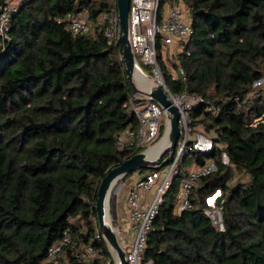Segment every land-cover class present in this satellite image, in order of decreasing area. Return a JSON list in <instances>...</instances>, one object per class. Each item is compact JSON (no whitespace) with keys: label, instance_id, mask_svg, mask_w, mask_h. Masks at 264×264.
<instances>
[{"label":"trees","instance_id":"16d2710c","mask_svg":"<svg viewBox=\"0 0 264 264\" xmlns=\"http://www.w3.org/2000/svg\"><path fill=\"white\" fill-rule=\"evenodd\" d=\"M182 1L194 30L176 55L185 73L171 75L159 39L158 63L173 95L203 99L192 125L216 142L213 152L185 162L218 160L225 145L232 164L218 161L219 171L195 185V206L180 214L184 175L173 177L144 261L264 264V89L254 87L264 78V0ZM115 2L24 0L8 38L0 36V264H116L99 228L98 189L112 167L140 152L116 139L139 126L135 107L150 100L133 96L122 51L107 44L101 17ZM167 2L160 0L158 20ZM84 11L94 31L73 33L67 16ZM233 167L248 182L230 186ZM216 188L225 200L223 230L205 213V196ZM65 232L72 242L46 262ZM87 245L96 252L91 259L83 255Z\"/></svg>","mask_w":264,"mask_h":264},{"label":"built area","instance_id":"2783aa9c","mask_svg":"<svg viewBox=\"0 0 264 264\" xmlns=\"http://www.w3.org/2000/svg\"><path fill=\"white\" fill-rule=\"evenodd\" d=\"M24 0L12 3L7 0L0 6V36L8 38L12 16L17 13L20 4ZM170 0H168L169 2ZM179 1L174 0L171 6L166 3L161 20H158L160 0H131L129 10V41L137 63L151 67V72L156 76L158 83L171 94L170 98L179 109V123L181 132L177 142L176 152L171 162L161 169L138 171L137 177L126 179L127 195L125 202L129 210V228L113 226L118 240L126 253L129 264H153L152 261H144V252L148 236L153 229V221L159 213L163 197L170 189L173 177L181 172L182 179L180 192L176 204V213L192 209L194 205L192 192L197 182L219 171V162L222 165H230L231 158L225 149L220 147L219 159L212 158L203 163H194L192 169L185 172L180 170V164H184L185 157L191 153L209 154L216 148V142L210 135L196 129L192 123V112L203 99L197 94L183 92L173 95L167 88L159 63L157 40L161 42L163 61L176 62L177 53L174 51L179 43H187L193 35V26L188 13L180 7ZM106 23L105 36L107 44L112 47L118 43L120 24L117 0L110 11L104 12L101 17ZM69 28L76 34H88L90 32L89 14L84 12H71L67 16ZM178 71L172 76L177 78L184 75L183 67L178 66ZM264 78L255 82L254 87L264 89ZM135 97V96H134ZM149 100V99H148ZM207 110L217 113L219 108L207 103ZM139 120L136 129H127L117 135L116 144L119 148H133L145 151L148 155L152 148L169 134L170 123L166 110L157 102L151 101L143 107H135ZM165 115V132L160 136L162 129V116ZM123 179V178H122ZM224 197L222 190L216 188L208 193L204 199L205 213L212 219L213 224L219 229H224L223 209ZM103 235V234H102ZM100 237V234L97 235ZM72 242V237L65 232L61 239L54 242L48 250L46 262L56 261L65 246ZM95 249L87 245L83 255H94Z\"/></svg>","mask_w":264,"mask_h":264},{"label":"water","instance_id":"95a60500","mask_svg":"<svg viewBox=\"0 0 264 264\" xmlns=\"http://www.w3.org/2000/svg\"><path fill=\"white\" fill-rule=\"evenodd\" d=\"M131 0H117L119 11L120 32L118 46L122 51L126 73L133 88V96L140 91L135 83V68L139 64L132 51L129 41V10ZM146 98L159 103L167 112L170 129L168 134L169 145L157 156L150 157L145 151L138 152L122 163L112 167L102 179L96 202L99 228L102 232L109 250L114 257L116 264H129L126 260V253L122 248L113 225L108 222L106 210L110 207L111 192L114 186L127 174H132L141 170L161 169L168 165L176 152L177 142L181 132L179 123L180 113L176 105L173 104L169 93L164 86L156 84L145 92ZM110 214V213H109Z\"/></svg>","mask_w":264,"mask_h":264},{"label":"rangeland","instance_id":"374dc122","mask_svg":"<svg viewBox=\"0 0 264 264\" xmlns=\"http://www.w3.org/2000/svg\"><path fill=\"white\" fill-rule=\"evenodd\" d=\"M10 1H11L12 3H14V4H17V2H19V1H21V0H10ZM90 30H91V32L94 31V28H93V26H92L91 24H90ZM167 63H168L169 65H171V66L173 65V62H172V61H167ZM139 67H140V69H141V70H142L147 76L150 77V80H152V82L154 83V85H155L156 83H157V84H160V83H158V80H157L156 76H155L152 72H150L149 69L147 70L146 68L142 67V65L140 64V62H139ZM175 69L177 70L178 68H175ZM145 80H146L145 77L141 78V81H142L143 84H145ZM150 80L148 79L149 84L151 83ZM135 83L137 84L138 88L140 89V91L136 93L137 98H145V97H146L145 92L148 90V87H146L145 85L141 84V83L139 82V80L136 78V75H135ZM150 85H151V84H150ZM263 85H264V83L262 84V86H263ZM260 87H261V86H260ZM256 88H258V86H256ZM256 93H257V90H255V91L252 93V95H253V94H256ZM145 104H146L145 101H140V102L138 101L137 107H140V108H141V107H143ZM166 120H167L166 116L163 115V116H162V123H166ZM165 141H166V137L160 142L159 145H157V146H155L154 148H152V150L156 149L157 147H159L160 145H162L163 143H165ZM150 151H151V150H150ZM149 153H150V152H149ZM149 156L152 157L150 154H149ZM191 160H192V159H191ZM193 165H194L193 160H192V161L186 160V162H185V160H184V164H183V165L180 164L179 168H180V170H183V171L187 172V171H189L190 169H192ZM139 175H140V174H139L138 172H135L133 176L137 177V176H139ZM248 180H249V176H248L247 173H245V172H243V171H240V170H238V169L235 168V167L232 168V176H231V179H230V181H229V185H230V186H233V185H235V184L238 183V182L245 183V182H248ZM118 186H119L118 188H120V187L122 186V184L120 183V185H118ZM107 213H108L107 218H108L110 224L113 225V226H116V225H117V222H116V220H115L114 217H113L111 205H110V207H109V211L107 210ZM109 213H110V214H109ZM94 256H95V255L88 256L87 259H91V258H93ZM112 257H113V256H112ZM113 259H114V257H113Z\"/></svg>","mask_w":264,"mask_h":264},{"label":"crops","instance_id":"0c3cea01","mask_svg":"<svg viewBox=\"0 0 264 264\" xmlns=\"http://www.w3.org/2000/svg\"><path fill=\"white\" fill-rule=\"evenodd\" d=\"M174 0H170L168 2L167 6H171L173 4ZM179 5L181 8H183L189 15V10L187 5L183 2V1H179ZM183 50V45L182 43H179L178 46L175 48V52L179 53ZM175 64L171 65H167L170 68V73L172 71H174V73H176L178 71V69L176 70L175 68H179L177 64V62H174ZM172 75V73H171ZM140 99V98H139ZM138 172V171H137ZM135 173V172H134ZM134 173L126 175L123 179H121L113 188L112 192H111V198H110V205L112 208V214L114 219L117 222V226H121L124 229H128L129 228V210L128 207L126 205L125 202V197L127 195V186H126V179L128 177L134 178L135 176ZM120 183L122 184V186L120 188H118L120 185Z\"/></svg>","mask_w":264,"mask_h":264},{"label":"bare ground","instance_id":"6f19581e","mask_svg":"<svg viewBox=\"0 0 264 264\" xmlns=\"http://www.w3.org/2000/svg\"><path fill=\"white\" fill-rule=\"evenodd\" d=\"M135 75H136V78L139 80V82L141 83V84H143L142 83V81H141V78H143V77H145L146 78V80H145V84H143V85H145L146 87H148V89H150L151 87H153L154 86V83L152 82V80H150V77L149 76H147L141 69H140V67L137 65L136 66V68H135ZM148 79L151 81V85L149 84V81H148ZM157 84V83H156ZM155 84V85H156ZM168 137L166 136V141H165V143H163L162 145H160L159 147H157L156 149H154V150H152L151 149V151H150V155L152 156V158H154V157H157L168 145H169V141H168ZM108 210V209H107ZM107 210H106V217L108 216V213H107ZM108 219V218H107ZM109 222V221H108Z\"/></svg>","mask_w":264,"mask_h":264}]
</instances>
